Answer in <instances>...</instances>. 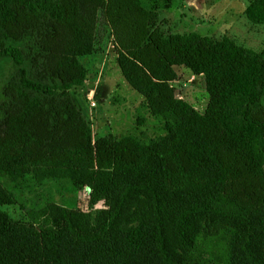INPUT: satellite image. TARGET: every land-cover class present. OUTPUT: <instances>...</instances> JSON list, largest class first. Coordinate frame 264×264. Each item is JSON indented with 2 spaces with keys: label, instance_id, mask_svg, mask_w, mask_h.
Here are the masks:
<instances>
[{
  "label": "trees",
  "instance_id": "trees-1",
  "mask_svg": "<svg viewBox=\"0 0 264 264\" xmlns=\"http://www.w3.org/2000/svg\"><path fill=\"white\" fill-rule=\"evenodd\" d=\"M99 12L112 29L125 79L152 112L175 121L149 144L130 135L93 141L68 90L86 79L78 57L93 50ZM246 15L264 23V0H253ZM157 23V12L139 0H0V56L13 63L0 100V161L95 168L92 203L109 196L103 190L145 200L125 225L92 226L91 214L57 205L37 226L0 220V264H264L240 254L227 235L233 229L215 231L185 205L208 204L219 215L223 205L213 200L233 182L264 179V50L228 37L164 32ZM176 65L205 75V114L175 97L169 81ZM259 190L257 205L264 203V186ZM3 193L0 184V201ZM180 200L163 214L156 207ZM186 250L191 255L180 258Z\"/></svg>",
  "mask_w": 264,
  "mask_h": 264
},
{
  "label": "rangeland",
  "instance_id": "rangeland-1",
  "mask_svg": "<svg viewBox=\"0 0 264 264\" xmlns=\"http://www.w3.org/2000/svg\"><path fill=\"white\" fill-rule=\"evenodd\" d=\"M139 1L147 10L157 12V27L164 32H196L215 41L228 37L238 46L256 52L264 50V23H254L246 15V9L253 0ZM97 21L92 52L78 57L87 70L86 79L82 85L68 87L74 102L90 125L93 141L105 135H112L116 140L130 135L142 144H149L168 135V125L175 126V121L161 113L152 112L145 97L125 79L112 29L101 12L98 13ZM12 68V60L0 56V100L3 98V83ZM174 71L176 78L170 80L169 84L173 87L175 97L186 101L198 113L205 114L210 100L205 75L196 74L185 65L174 66ZM94 89L96 94L93 96L91 90ZM0 172V184L4 191L0 201L2 221L37 226L44 215H51L54 205H57L72 212L91 214L89 221L92 226L102 223L125 225L136 220L145 204L140 195L125 200L123 196H114L115 192L110 190L101 192H107L109 196L92 203L90 195L95 187V168L52 166L37 164L30 159L20 162L14 159L9 163L0 161ZM261 185L264 186L263 178L233 182L229 189L213 200L223 205L224 210L219 215L211 213L208 204L198 205L186 201L185 205H191L190 212L198 214L200 223L208 222L215 231L228 227L233 229L227 235L235 239L240 254L243 256L246 253L262 263L264 203L257 205L253 199L256 191L260 193ZM132 191L140 193L138 188ZM127 194L131 196L132 192L127 191ZM180 206L181 200L168 206L164 201L156 204L161 214L166 212L165 207L176 210ZM111 207H116L115 211ZM100 211L111 213L99 217L97 214ZM167 220L163 223L164 234L170 236L171 226ZM190 237L187 234L189 246ZM188 250L180 258H188ZM193 255L202 262L199 255Z\"/></svg>",
  "mask_w": 264,
  "mask_h": 264
},
{
  "label": "crops",
  "instance_id": "crops-1",
  "mask_svg": "<svg viewBox=\"0 0 264 264\" xmlns=\"http://www.w3.org/2000/svg\"><path fill=\"white\" fill-rule=\"evenodd\" d=\"M100 79H101V75H100V77L98 78V81H100ZM123 81H124V78H123ZM126 83V82H125ZM96 89V88H95ZM91 90V93H93V96L96 94V90Z\"/></svg>",
  "mask_w": 264,
  "mask_h": 264
},
{
  "label": "built area",
  "instance_id": "built-area-1",
  "mask_svg": "<svg viewBox=\"0 0 264 264\" xmlns=\"http://www.w3.org/2000/svg\"><path fill=\"white\" fill-rule=\"evenodd\" d=\"M92 105L95 106V103L93 102Z\"/></svg>",
  "mask_w": 264,
  "mask_h": 264
}]
</instances>
